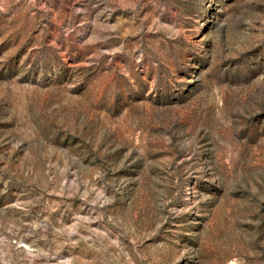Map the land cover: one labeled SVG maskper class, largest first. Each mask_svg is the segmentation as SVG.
<instances>
[{
  "label": "rangeland",
  "instance_id": "1",
  "mask_svg": "<svg viewBox=\"0 0 264 264\" xmlns=\"http://www.w3.org/2000/svg\"><path fill=\"white\" fill-rule=\"evenodd\" d=\"M0 264H264V0H0Z\"/></svg>",
  "mask_w": 264,
  "mask_h": 264
}]
</instances>
